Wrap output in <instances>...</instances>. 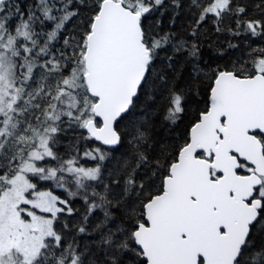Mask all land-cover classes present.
I'll use <instances>...</instances> for the list:
<instances>
[{
	"label": "snow or ice",
	"instance_id": "6c2138e0",
	"mask_svg": "<svg viewBox=\"0 0 264 264\" xmlns=\"http://www.w3.org/2000/svg\"><path fill=\"white\" fill-rule=\"evenodd\" d=\"M0 264H264V0H0Z\"/></svg>",
	"mask_w": 264,
	"mask_h": 264
},
{
	"label": "trees",
	"instance_id": "16d2710c",
	"mask_svg": "<svg viewBox=\"0 0 264 264\" xmlns=\"http://www.w3.org/2000/svg\"><path fill=\"white\" fill-rule=\"evenodd\" d=\"M189 23V21L187 20L186 15L177 19L176 24H175V31H182L184 27L187 26V24ZM163 27L165 28V30L169 29L170 25L167 19H165ZM204 31L206 33H208V35L211 37L213 44L212 45H208V44H204L203 45V55L205 60H210L213 61L214 63H218L223 65L224 63L227 62V59H236L237 57H239L241 55V50H233L230 54L229 57L225 58V59H218L216 56V49L221 45L224 44L226 42V40L228 39L226 36L224 35H219L217 36L213 30V25L211 23H208L204 29ZM217 41H219V43H217ZM234 43H237V41H233ZM187 123V121H185V124ZM181 129L184 127V125L180 126ZM179 132V130H178ZM57 194L59 193V190H57ZM79 206V204L77 205Z\"/></svg>",
	"mask_w": 264,
	"mask_h": 264
}]
</instances>
